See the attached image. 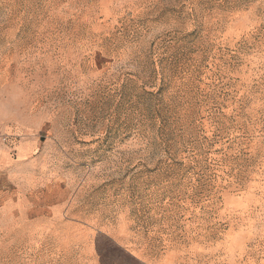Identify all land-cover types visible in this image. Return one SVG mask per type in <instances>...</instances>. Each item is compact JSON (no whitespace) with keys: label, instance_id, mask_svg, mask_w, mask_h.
<instances>
[{"label":"rangeland","instance_id":"obj_1","mask_svg":"<svg viewBox=\"0 0 264 264\" xmlns=\"http://www.w3.org/2000/svg\"><path fill=\"white\" fill-rule=\"evenodd\" d=\"M0 133V264H264V0H0Z\"/></svg>","mask_w":264,"mask_h":264},{"label":"snow or ice","instance_id":"obj_2","mask_svg":"<svg viewBox=\"0 0 264 264\" xmlns=\"http://www.w3.org/2000/svg\"><path fill=\"white\" fill-rule=\"evenodd\" d=\"M97 250L104 253L105 251H109L108 244L104 237H100L97 240ZM103 264H137L136 261L129 260L126 257H123L122 254H115L114 258L105 259Z\"/></svg>","mask_w":264,"mask_h":264},{"label":"built area","instance_id":"obj_3","mask_svg":"<svg viewBox=\"0 0 264 264\" xmlns=\"http://www.w3.org/2000/svg\"><path fill=\"white\" fill-rule=\"evenodd\" d=\"M2 136H3V135L0 133V138H3Z\"/></svg>","mask_w":264,"mask_h":264}]
</instances>
